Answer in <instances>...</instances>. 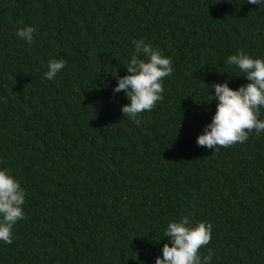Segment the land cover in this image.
Returning <instances> with one entry per match:
<instances>
[{
	"label": "trees",
	"instance_id": "1",
	"mask_svg": "<svg viewBox=\"0 0 264 264\" xmlns=\"http://www.w3.org/2000/svg\"><path fill=\"white\" fill-rule=\"evenodd\" d=\"M141 38L174 73L136 124L113 88ZM238 50L264 58V9L244 0H0V168L28 193L0 264H155L189 214L213 225V264H264V135L196 143L210 85L248 83L225 63ZM53 58L67 64L49 81Z\"/></svg>",
	"mask_w": 264,
	"mask_h": 264
},
{
	"label": "clouds",
	"instance_id": "2",
	"mask_svg": "<svg viewBox=\"0 0 264 264\" xmlns=\"http://www.w3.org/2000/svg\"><path fill=\"white\" fill-rule=\"evenodd\" d=\"M250 5L264 9V0H244ZM36 29L25 25L16 29V36L31 46L35 41ZM134 51L124 63L127 74L114 75L117 83L114 94L124 93L129 101L121 106L124 117L139 124L140 115L153 110L164 99L163 81L171 77L174 67L171 57L165 56L145 39L132 40ZM229 67L238 69L237 77H245L247 84L233 89L226 80L214 83V95L209 102L217 101L216 110L203 133L197 137L198 146L214 149L228 148L237 143L243 144L250 133L257 137L264 135V58H253L238 50L227 56ZM64 59H50L44 79L53 81L65 69ZM223 73V72H221ZM229 79L233 76L230 72ZM214 151V152H215ZM27 190L6 168H0V242L13 243V229L24 219ZM213 225L207 221H195L192 214L181 215L168 222L164 237L168 243L161 249L155 264H213L215 253L207 247L212 238ZM206 249V254L202 251Z\"/></svg>",
	"mask_w": 264,
	"mask_h": 264
}]
</instances>
